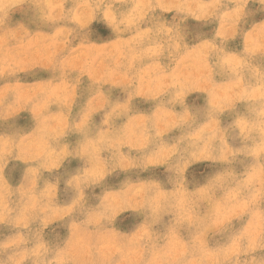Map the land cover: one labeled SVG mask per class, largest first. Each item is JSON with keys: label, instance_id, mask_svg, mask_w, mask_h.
I'll return each mask as SVG.
<instances>
[{"label": "rangeland", "instance_id": "1", "mask_svg": "<svg viewBox=\"0 0 264 264\" xmlns=\"http://www.w3.org/2000/svg\"><path fill=\"white\" fill-rule=\"evenodd\" d=\"M262 261L264 0H0V264Z\"/></svg>", "mask_w": 264, "mask_h": 264}, {"label": "snow or ice", "instance_id": "2", "mask_svg": "<svg viewBox=\"0 0 264 264\" xmlns=\"http://www.w3.org/2000/svg\"><path fill=\"white\" fill-rule=\"evenodd\" d=\"M192 162L191 157H177L175 160H172L168 164V170L171 174L170 179L171 181H174L175 183H183L185 177H184V168L187 164ZM214 183V181H209V185ZM231 243V241L229 242ZM223 251V250H221ZM262 264H264V261H262Z\"/></svg>", "mask_w": 264, "mask_h": 264}]
</instances>
